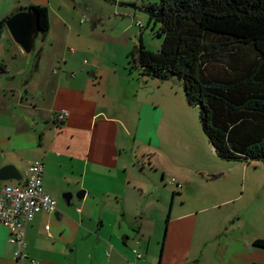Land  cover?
I'll return each instance as SVG.
<instances>
[{
  "label": "crops",
  "instance_id": "1",
  "mask_svg": "<svg viewBox=\"0 0 264 264\" xmlns=\"http://www.w3.org/2000/svg\"><path fill=\"white\" fill-rule=\"evenodd\" d=\"M17 1L0 0V20L13 12ZM27 1L49 8L50 29L37 44L40 65L32 75V60L22 47L7 33L0 34V168L16 165L22 179L13 184H19L28 167L42 161L44 189L58 206L55 212H40L27 225L25 252L40 264H156V255L143 260V253L140 258L130 254L118 238V231L127 226L129 195L138 187L128 175L124 142V136L133 133L125 87L134 75L115 74L105 61H126L137 45L132 48L139 35L135 21L119 29L104 19L81 24L82 0ZM124 70L127 74V65ZM63 109L70 113L59 123L56 114ZM29 153L31 159H25ZM81 190L86 195L78 199ZM67 192L74 194L71 205L63 199ZM173 213L159 264L258 261L256 237L235 234L236 226L210 231L188 226L186 221L178 223L185 215ZM196 229L210 234L201 238ZM145 233L149 243L153 232L143 224L135 237ZM9 238V228L1 226L0 264H30L29 259L16 258L20 244Z\"/></svg>",
  "mask_w": 264,
  "mask_h": 264
},
{
  "label": "rangeland",
  "instance_id": "2",
  "mask_svg": "<svg viewBox=\"0 0 264 264\" xmlns=\"http://www.w3.org/2000/svg\"><path fill=\"white\" fill-rule=\"evenodd\" d=\"M21 2L17 1L14 10L31 5L27 0ZM150 2L161 0H82L79 20L84 24L90 19H104L113 29H119L134 19L139 35L132 48L141 36L148 49L158 51L163 40L156 35L160 24L153 28L152 22L149 26L148 13L140 8ZM119 61H105V66L128 77L129 72L124 70L127 62L124 58ZM133 74L125 87L130 93L128 109L134 115L130 118L133 133L124 136V142L128 146V175L138 187L128 198L127 226L118 231L122 246L130 254L137 255L134 249L142 252L143 260L154 254L159 264L168 216L173 212L174 217L185 215L178 223L186 221L188 226L202 230L204 226L209 231L236 226L233 232L237 235L264 239V162L220 158L203 131L199 107L187 102L179 78L145 79L136 71ZM31 155L25 159H31ZM141 224L153 232L149 243L146 233L135 237ZM197 234L203 238L210 233L197 230ZM124 235L130 237L127 245L123 244ZM80 249L93 253L92 249ZM255 253L259 256L255 264H263L264 249L258 246Z\"/></svg>",
  "mask_w": 264,
  "mask_h": 264
},
{
  "label": "trees",
  "instance_id": "3",
  "mask_svg": "<svg viewBox=\"0 0 264 264\" xmlns=\"http://www.w3.org/2000/svg\"><path fill=\"white\" fill-rule=\"evenodd\" d=\"M140 8L148 13L149 26L160 24L156 35L163 40L152 51L140 37L126 59L130 75L179 78L220 158L264 162V0H161ZM21 11L37 16L45 39L50 13L43 4L13 10L0 20V34L11 37L6 22ZM39 57L37 50L30 75L38 70ZM255 245L264 248V239Z\"/></svg>",
  "mask_w": 264,
  "mask_h": 264
},
{
  "label": "built area",
  "instance_id": "4",
  "mask_svg": "<svg viewBox=\"0 0 264 264\" xmlns=\"http://www.w3.org/2000/svg\"><path fill=\"white\" fill-rule=\"evenodd\" d=\"M69 113L67 109L57 113V122L63 123ZM44 170L45 164L36 160L27 169L25 181L19 184L0 182V227H8L10 230L9 241L13 244H20V248L16 251V258L29 259L30 264H40V262L25 252L28 246L26 241L27 225L40 212H55L58 206L57 199L44 189ZM46 228L49 230L50 226ZM50 236H52L51 233ZM135 252L139 258L143 256L139 250L135 249Z\"/></svg>",
  "mask_w": 264,
  "mask_h": 264
},
{
  "label": "water",
  "instance_id": "5",
  "mask_svg": "<svg viewBox=\"0 0 264 264\" xmlns=\"http://www.w3.org/2000/svg\"><path fill=\"white\" fill-rule=\"evenodd\" d=\"M6 26L9 34L14 42L22 47L24 52L29 56L30 60L33 59L37 51L38 40L40 39V24L37 16L30 11H21L11 15ZM32 62V61H31ZM22 179L20 170L14 164H6L0 168V181H19ZM86 195L85 190L77 193L78 199H83ZM73 193L67 192L63 194V199L71 205ZM129 240L128 235L123 236V241Z\"/></svg>",
  "mask_w": 264,
  "mask_h": 264
}]
</instances>
